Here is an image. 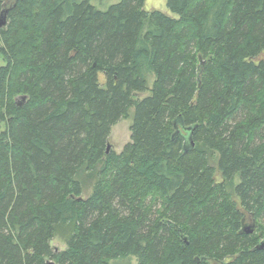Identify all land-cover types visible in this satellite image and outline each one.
Instances as JSON below:
<instances>
[{"label": "trees", "instance_id": "16d2710c", "mask_svg": "<svg viewBox=\"0 0 264 264\" xmlns=\"http://www.w3.org/2000/svg\"><path fill=\"white\" fill-rule=\"evenodd\" d=\"M145 2L11 4L0 264H264V0Z\"/></svg>", "mask_w": 264, "mask_h": 264}, {"label": "rangeland", "instance_id": "374dc122", "mask_svg": "<svg viewBox=\"0 0 264 264\" xmlns=\"http://www.w3.org/2000/svg\"><path fill=\"white\" fill-rule=\"evenodd\" d=\"M15 0H6L8 2L7 8L5 10H9V8L12 6L11 4L14 3ZM120 0H91L92 4L97 7L100 10H106L111 5L118 3ZM145 9L148 11H160L168 15H172L167 7V0H146L145 2ZM7 22V20H6ZM7 64V60L3 55L0 54V68L4 67ZM148 93L140 95V98H143L147 96ZM20 102L22 100L18 99ZM133 109L130 110V116L125 119H121L117 124H115L111 129V134L109 138V145H110V151H113L117 154H120L124 147L131 142V126L133 122ZM7 128L6 123L0 121V134L5 131ZM108 145V146H109ZM108 151V148H107ZM107 152V153H109ZM87 194L89 195L92 191V188L90 186L87 187ZM246 224H252V220L247 219ZM51 248L54 253H60L64 250H66L67 246L64 243V241L57 237L51 242ZM111 264H129L125 261L120 262H111ZM136 264V263H133Z\"/></svg>", "mask_w": 264, "mask_h": 264}, {"label": "water", "instance_id": "95a60500", "mask_svg": "<svg viewBox=\"0 0 264 264\" xmlns=\"http://www.w3.org/2000/svg\"><path fill=\"white\" fill-rule=\"evenodd\" d=\"M8 11L9 10H4L3 12H2V14L0 15V27H3V26H5L6 25V20H7V14H8ZM20 100H22L21 102L18 100L17 102H18V104H19V106H23L24 105V103L26 102V96H21L20 98H19ZM196 127V126H195ZM189 128L188 129V131H190L191 133H190V136H189V138H188V141H189V145H190V147H194V142H193V140H192V134H193V132H194V130L196 129V128ZM177 134V133H176ZM175 134V135H176ZM185 147H186V149H187V144H185ZM109 150H110V145L108 146V151L107 152H109ZM256 229H257V225H256V223H252V224H245V225H243V228H242V230H241V233H243V234H253L255 231H256ZM184 240L187 242V239L186 238H184ZM264 249V240L262 241V242H260L256 247H255V250H263ZM49 262V264H55L53 261H48Z\"/></svg>", "mask_w": 264, "mask_h": 264}]
</instances>
